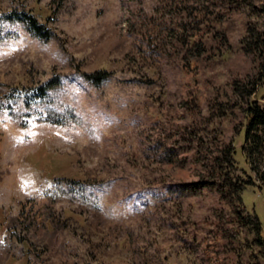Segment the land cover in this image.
Returning <instances> with one entry per match:
<instances>
[{"label":"rangeland","instance_id":"rangeland-1","mask_svg":"<svg viewBox=\"0 0 264 264\" xmlns=\"http://www.w3.org/2000/svg\"><path fill=\"white\" fill-rule=\"evenodd\" d=\"M170 2L0 0V264H264L256 233L235 222L256 213L264 240V182L244 150V111L216 119L206 105L192 116L214 88L215 94L227 90L234 76L253 73L239 55L242 32L227 51L211 56L205 70L191 65L188 74L170 64L177 49L174 25L194 21ZM248 11L256 22L259 17ZM244 12L239 21L248 20ZM20 13L33 16L47 35L41 39L10 18ZM143 17L168 25V54L156 65L138 55L141 35L134 21ZM95 73L104 79H89ZM51 80L58 81L48 93L51 104L73 107L92 131L68 119L39 122L46 104L20 98L22 86ZM253 100L264 105V87ZM11 109L24 127L11 119ZM194 122L204 148L212 146L214 130L232 139L233 179L254 182L242 192L243 204L222 198L219 181L216 188L194 185L207 176L205 158L191 139ZM161 149L170 150L171 165L158 162ZM58 183L76 199L44 197ZM181 184L188 185L185 200L175 197ZM82 191L96 202L85 206L78 199ZM23 208L25 215L51 211L58 233L53 242L45 233L48 247L23 227L17 232L24 241L10 240L8 226ZM221 240L224 247H211ZM102 242L93 253L91 244Z\"/></svg>","mask_w":264,"mask_h":264},{"label":"trees","instance_id":"trees-1","mask_svg":"<svg viewBox=\"0 0 264 264\" xmlns=\"http://www.w3.org/2000/svg\"><path fill=\"white\" fill-rule=\"evenodd\" d=\"M163 1L164 3L168 2V0ZM170 3L177 9L186 11L185 17L182 18L188 17L189 19L191 18V21H194L190 24V22H184L181 19L174 25V30L177 33V49L170 64L175 68H181L188 74L191 73V65H194L193 70L196 68L205 70L211 65V56L215 52L227 51L237 33L239 31L242 32L240 43L243 51L239 55L250 65V70L253 73L245 71L243 77L238 78V75L234 76L235 80L229 89L222 88L219 90L222 91L221 94L218 90V94H215L216 89L214 87H216L215 82L217 80L209 82L208 85L213 86L214 93L207 96L204 105L198 103L195 110L192 108V116L196 119L200 113V109L204 106L206 107V105L210 115L216 119H223L228 114L234 115L236 113L235 109L244 111L247 120V130L245 133L246 146L244 150L254 172L264 182V105L262 106L253 100L261 88L264 87V0H204L202 6L201 4L197 5L199 4L197 0H171ZM248 10L254 11V15L259 17L256 22L251 21L253 18L248 15ZM243 12L248 20L242 18L239 21L237 14L242 15ZM10 18L26 23L30 31L36 36L41 37V39L47 35L44 27L39 26L37 20L28 13L12 14ZM134 27L140 30L141 37L138 40L140 41V47L137 49L141 62H149L151 65L160 63L168 54L170 36L167 23L156 17H143L134 21ZM130 30L133 31L134 29ZM132 48L134 49L133 46ZM102 75V73H95L90 74L88 77L91 80L101 81L104 79ZM13 85L4 84L3 86L14 87ZM22 87L23 89L21 90L15 88L13 92L21 91L19 95L24 102L31 104L32 102L42 101L46 104L44 108L45 117L40 119L39 122L60 125L64 120L68 119L82 124L86 127L87 131H92L85 121L76 114L73 107L61 102H58L56 105L51 104L48 93L58 87L57 80H51L40 86ZM2 97L0 95V100ZM192 99L190 98L189 101L193 103ZM10 117L18 126L24 127L23 119L14 109L10 110ZM192 127L191 139L197 144L198 154L205 158L203 167L207 169L205 172L207 176L204 175V179L194 185H209L211 188H216V181H219L218 193L222 195V198L236 197L239 204H243L242 192L247 186L254 185V182L252 179L246 181H235L233 179L231 170L228 169L233 167L232 139L225 138L222 132L214 130L211 137L212 144H210L212 146L204 148L205 139L198 134L197 124L194 122ZM221 144H224V147L219 150ZM169 152L170 150L163 149L157 152L156 157L160 164L171 165L170 159L172 157ZM187 186L181 184L180 188L175 192V197L180 200H185L189 197L185 189ZM87 193V191H82L81 198H78L82 199V203L85 206L96 202V198H92L93 196ZM44 197H48L52 201L76 199L73 192L67 190L61 183L55 185L52 194L44 195ZM94 209L98 210L96 207ZM25 211H27V208H23V211L11 220V224L8 226V230L12 232L10 240L13 241L14 237L20 241H24L22 236L17 232L19 227H23L22 229L25 228L26 231H32L33 235L37 236L38 238L36 239L41 243H46L47 241L44 238L45 233L49 236L48 241H55L58 227L57 222L51 215V211L45 214L39 212L35 215H25ZM235 222L238 225L251 228L258 236L261 246L264 247L262 226L256 213L247 214L245 217L238 215ZM216 226L218 229L216 233L219 234L221 232L219 230L220 223L216 224ZM223 243V240L217 241L211 247L219 249L225 246ZM95 244H91L90 249L93 253L97 254L104 243H98L96 246ZM43 245L48 247L50 244L46 243Z\"/></svg>","mask_w":264,"mask_h":264}]
</instances>
